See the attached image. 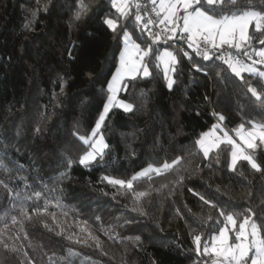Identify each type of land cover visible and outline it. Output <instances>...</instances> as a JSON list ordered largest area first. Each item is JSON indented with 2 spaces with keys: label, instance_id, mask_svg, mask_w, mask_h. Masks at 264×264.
I'll return each instance as SVG.
<instances>
[{
  "label": "trees",
  "instance_id": "obj_1",
  "mask_svg": "<svg viewBox=\"0 0 264 264\" xmlns=\"http://www.w3.org/2000/svg\"><path fill=\"white\" fill-rule=\"evenodd\" d=\"M45 3L47 12L42 10ZM239 3L264 10V0ZM38 7L41 10L33 20ZM74 11L75 0H39V4L38 0H0V239L10 246L5 250L0 244V264L210 261L197 256L192 230L206 243L223 227L216 223L223 218L209 212L188 189L229 212L243 214L249 207L259 211L264 176L243 161L237 165L243 175L230 171L226 144L220 147L219 163L205 160L195 141L216 123L232 135L241 124L250 127V120L264 123V108L239 78L230 72L221 73L226 79L217 76L225 65L197 57L189 61L181 55L172 91L155 69L152 78L127 81L119 97L133 103L135 110L125 113L114 108L101 128L108 144L105 155L88 167L79 165V157L89 148L72 132L75 127L80 135L90 133L123 45L102 22L106 15H116L110 0H94L79 20L74 19ZM30 20L32 31L25 29ZM123 23L127 26L128 21ZM249 33L253 34L252 27ZM72 44L70 59L67 50ZM251 46L264 48L256 41ZM194 64L208 74L197 72ZM61 77L67 81L62 93ZM244 77L264 91L263 79L247 73ZM256 155L264 161V146ZM178 156L182 160L175 170L141 178L131 190L102 180L105 175L128 180L148 164L159 166ZM69 159L70 169L65 163ZM181 177L183 183L178 184ZM141 192L146 195L137 204L135 196ZM134 207H142L147 215H139ZM209 214L212 220L207 219ZM88 231L98 238L100 248L88 238Z\"/></svg>",
  "mask_w": 264,
  "mask_h": 264
},
{
  "label": "snow or ice",
  "instance_id": "obj_2",
  "mask_svg": "<svg viewBox=\"0 0 264 264\" xmlns=\"http://www.w3.org/2000/svg\"><path fill=\"white\" fill-rule=\"evenodd\" d=\"M93 2L94 0H88V2L75 0L74 19L79 20L86 15ZM110 3L116 15H106L102 22L114 36L120 37L123 47L120 51L119 66L111 76V80L107 81L106 89L103 90L106 101L90 133L80 135L75 127L72 132L73 136L89 148L79 157V165L88 167L97 162L98 157L102 159L105 155L104 150L108 148V144L101 133V128L114 108L121 109L125 113L135 110L133 103L118 98V94L126 89L127 81L152 78L153 69H155L156 75L162 73L167 89L173 90L180 73L181 54L189 61L193 59L188 51L179 47L180 41H183L187 48L203 61L214 59L220 61L226 68H220L217 76L226 79L227 76H221V73L230 72L239 78L251 97L255 98L261 108H264V91H258L257 87L249 84L244 77L247 73L249 76L264 79V71L256 67V65L264 66V48L257 50L251 46L252 41L264 45V10L247 9L240 5L239 0H147L146 4H142L140 0H110ZM133 9H135L134 12ZM40 10L38 7L32 13L33 20ZM42 10L48 11L47 3L44 4ZM130 17L133 19H129ZM123 21H128L127 26ZM32 24L33 21L30 20L25 25V29L34 30ZM250 27L253 28V34L249 33ZM137 32L139 35L134 39V34ZM169 42L172 43L169 44ZM161 44H168L169 47L161 50L158 47ZM74 48L75 45L72 44L67 50L70 59L74 58ZM194 68L197 72L208 74L201 65L194 64ZM88 75L92 74L88 73ZM59 82L62 93L67 81L61 77ZM141 95L147 98L145 92L141 91ZM205 99L207 100L208 97L205 96ZM213 115L218 114L213 112ZM218 119L223 121L224 116L219 115ZM248 124L250 125L248 128L241 124L234 130L235 139L219 123L213 124L209 131L200 135L195 145L205 160L215 159L219 163L220 147L226 144L230 146L228 163L230 171H240L243 175V171L237 168V165L243 161L252 171L264 176V161L258 160L256 155L257 149L264 146V123L250 120ZM36 132H40L39 127L36 128ZM181 160L182 157L178 156L171 162L165 160L159 166L148 164L128 180L108 175L103 176L102 180L110 185H118L120 188L131 190L135 181L141 178L151 179L153 175L160 176L173 171ZM65 163L67 168L72 167L70 159ZM3 170L7 171L6 168ZM65 175L66 173H61V177ZM177 183L182 184L183 178L181 177ZM188 191L198 196L203 204L208 206L209 212L215 211L219 217L223 218V220L217 219L216 221L218 224L222 223L223 227L212 233L206 243H202L201 234L195 229L192 230V242L198 257H209L211 264H264V201L261 202L259 211L249 207L244 210L243 214H240L229 212L217 202L209 200L192 188ZM36 195L38 196L39 193ZM145 195L146 193L143 192L136 194L137 204ZM132 210L141 216L147 215L142 207H134ZM28 219L31 217L29 216ZM207 219L212 220V216L209 214ZM16 222V217L13 216L12 223ZM45 227H48L47 224ZM81 231L84 232L86 229L82 228ZM87 234L89 239L97 241L96 246L100 248L98 238L91 231ZM24 239H28L27 234ZM134 239L137 242L140 241L139 236ZM77 243L81 241L78 240ZM0 244L5 250L10 247L2 239H0ZM11 250L17 251L18 249L12 248ZM103 254L106 255V253ZM24 255L27 257V253ZM27 264H32V261L28 260ZM194 264H208V261H198Z\"/></svg>",
  "mask_w": 264,
  "mask_h": 264
},
{
  "label": "built area",
  "instance_id": "obj_3",
  "mask_svg": "<svg viewBox=\"0 0 264 264\" xmlns=\"http://www.w3.org/2000/svg\"><path fill=\"white\" fill-rule=\"evenodd\" d=\"M140 2H141L142 4H146V3H147V0H140ZM148 7L150 8L151 5L149 4ZM134 10H135V9H134ZM171 43H172V42H169V44H171ZM161 46H163V47H169L168 44H161ZM179 47H182L184 50L188 51L189 54L192 56V58H193V57H197V56L195 55V53H193V52L191 51V49H188V48H187V45L184 44L183 41H180V42H179ZM181 55H182V54H181ZM197 58H199V57H197ZM185 59L188 60L187 58H185ZM199 59H201V58H199ZM242 59H245V60H246V58H243V57H242ZM257 59H258V57H257ZM213 61H216V60L214 59ZM216 62L221 63L220 61H216ZM256 67L258 68L259 65H256Z\"/></svg>",
  "mask_w": 264,
  "mask_h": 264
},
{
  "label": "rangeland",
  "instance_id": "obj_4",
  "mask_svg": "<svg viewBox=\"0 0 264 264\" xmlns=\"http://www.w3.org/2000/svg\"><path fill=\"white\" fill-rule=\"evenodd\" d=\"M251 28V27H250ZM249 32H250V29H249ZM123 47V46H122ZM163 50V49H162ZM119 56H120V54H119ZM119 56H118V61H117V67L119 66ZM261 71H264V69H261ZM263 81H264V79H263ZM120 94V93H119ZM119 94H118V98H120L119 97ZM220 124V123H219ZM220 126H221V124H220ZM222 127V126H221ZM230 136H232L234 139L236 138V136H235V134L234 135H232V134H229ZM105 139V138H104ZM105 142H106V140H105ZM238 143H239V141H238ZM208 264H211V261H208Z\"/></svg>",
  "mask_w": 264,
  "mask_h": 264
}]
</instances>
